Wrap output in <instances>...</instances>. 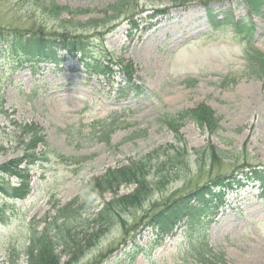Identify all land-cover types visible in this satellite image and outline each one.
<instances>
[{
  "label": "rangeland",
  "instance_id": "rangeland-1",
  "mask_svg": "<svg viewBox=\"0 0 264 264\" xmlns=\"http://www.w3.org/2000/svg\"><path fill=\"white\" fill-rule=\"evenodd\" d=\"M118 1L0 0V26L84 33L102 54L106 48L135 70L133 80L121 78L114 61L111 75L89 76L65 52L60 57L66 60L57 65L24 64L10 70L8 61L0 62V164L22 154V124L40 125L52 151L32 168L26 199L0 195L9 216L0 224V264L12 259L28 264L32 226L81 194L93 178L148 154L157 155L147 167L150 180L158 182L162 173L171 179L142 207L124 211L127 230L116 222L77 264H264V192L259 182L240 189L234 185L222 207L186 219L157 247L155 237L142 238L138 249L130 243L149 232L153 216L173 198L214 188L222 178L249 168L264 169V79L250 69L253 53L246 42L224 28L212 32L199 5L182 10L171 0H133L132 9L116 22L90 27L88 22L102 19ZM50 4L81 12L56 17ZM233 7L237 19L248 15L244 4ZM252 19V43L264 51V14ZM130 81L139 91L122 94ZM201 104L215 112L220 129L212 136L186 121L180 129L185 145L164 117ZM110 121L115 132L113 126L102 130ZM209 145L219 151L215 163ZM182 157L185 164L179 162ZM135 188L124 186L120 195ZM111 198L106 194L77 216L73 234L84 244L94 226L91 220ZM208 249L214 253L210 259ZM64 252L59 244L62 264L68 260Z\"/></svg>",
  "mask_w": 264,
  "mask_h": 264
},
{
  "label": "trees",
  "instance_id": "trees-1",
  "mask_svg": "<svg viewBox=\"0 0 264 264\" xmlns=\"http://www.w3.org/2000/svg\"><path fill=\"white\" fill-rule=\"evenodd\" d=\"M171 2L174 7L182 10L199 5L206 13V18L213 28L212 32L224 28L233 35L241 37L242 41L246 42L247 49L253 53L250 58V69L259 79H264V51L252 43L255 33L252 18L264 14V0H171ZM236 2L247 7L246 17L237 19L233 7ZM131 3L133 0H119L104 12L102 19L99 21L93 19L88 24H91L92 28L110 25L132 9ZM49 7L56 17H60L63 13L78 14L81 12L78 10L72 12L68 7L53 4ZM126 7L128 10H125ZM155 12L166 13V10ZM132 22H135L134 18ZM104 49L105 54H102L92 43L90 36L84 33H45L12 26H0V62L8 61L10 70H15L24 64H62L66 58H61L60 54L65 52L77 58L89 76L111 75L110 64L116 61L118 69L115 74L121 78L133 80L135 72L133 65L129 64V66L121 60H116L108 49ZM231 81L237 83L238 80L234 78ZM229 82L228 79L226 83ZM141 87L144 89L143 86ZM139 88V85L130 81L126 87L121 89V93L138 92ZM189 120L194 121L204 133L209 132L212 136L220 129L215 112L204 104L164 117L165 125L174 132L176 139L185 145L186 143L180 137V129ZM113 125H115L114 121L105 122L102 124V130ZM115 127L111 128L112 132L116 131ZM21 131L22 138L25 139L22 154L0 164V195L15 200L26 199L29 196L32 168L41 157L52 153L40 125L22 124ZM208 150L212 162L215 163L219 151L211 145L208 146ZM156 156V154H148L138 161L129 160L126 166L108 169L103 175L90 180L82 193L67 204L54 207V215L49 212L35 226H32L30 242L25 252L28 264H62L63 257L57 253L59 244L64 248L65 257H68L64 264H77L86 251L96 246L116 222H122L127 230V221L122 220L124 211L142 207L147 199L150 200L154 191L162 189L171 179L169 173H162L158 182L150 180L147 167ZM179 162L186 163L184 157ZM239 175H241L240 178ZM251 182H259L264 192V169L249 168L247 171L243 170L236 175L222 178L214 188L205 186L188 196L180 195L173 198L170 204L169 202L164 204V208L159 209L153 216L149 232L139 239L132 237L130 243L134 249H138L142 238L155 237L153 248L156 247L186 219L208 216L210 211L222 207L227 194L233 191L234 185L240 189ZM124 186H135L136 188L121 196L120 191ZM106 194H111L112 198L104 203L103 208L91 220L94 226L84 244L73 234L77 216L82 210L91 208L98 199H104ZM8 217L7 209L0 205V224H6ZM62 219L64 221L60 222ZM41 224L43 227L38 230ZM54 230L56 233L52 234ZM65 232H67L66 235H64ZM134 251V253H139L143 251V248L138 250L139 252ZM109 252L111 250H108ZM208 252L210 254L208 259L214 257L213 249H208ZM105 255L100 254L95 262ZM10 264H18V259H12Z\"/></svg>",
  "mask_w": 264,
  "mask_h": 264
}]
</instances>
